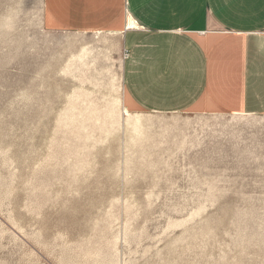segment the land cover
<instances>
[{"label": "rangeland", "instance_id": "1", "mask_svg": "<svg viewBox=\"0 0 264 264\" xmlns=\"http://www.w3.org/2000/svg\"><path fill=\"white\" fill-rule=\"evenodd\" d=\"M44 7L0 0V264H264V116L134 110Z\"/></svg>", "mask_w": 264, "mask_h": 264}, {"label": "crops", "instance_id": "2", "mask_svg": "<svg viewBox=\"0 0 264 264\" xmlns=\"http://www.w3.org/2000/svg\"><path fill=\"white\" fill-rule=\"evenodd\" d=\"M48 32L107 33L134 110L264 116V0H45Z\"/></svg>", "mask_w": 264, "mask_h": 264}]
</instances>
